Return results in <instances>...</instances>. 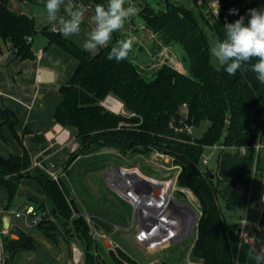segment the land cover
<instances>
[{
  "label": "trees",
  "instance_id": "obj_1",
  "mask_svg": "<svg viewBox=\"0 0 264 264\" xmlns=\"http://www.w3.org/2000/svg\"><path fill=\"white\" fill-rule=\"evenodd\" d=\"M10 1L0 0V42L10 43L21 59L33 58V38L39 32L36 23L12 12L8 7ZM189 1L195 7L179 5L173 0H126V6L133 5L140 11L124 27L137 26L135 30L139 33L141 29L142 35L137 37L121 29L113 33V44L95 56L60 32H47L49 44L60 46L79 62L69 83L60 89L63 101L56 110L55 121L71 132L80 145V154L90 156L108 149L124 155L160 153L170 157L173 166L179 168L176 186L192 192L199 206L190 262L236 264L238 250L230 242V227L219 205L222 194L216 168L205 171L201 164L205 165L204 155L216 145L223 147L221 153L245 148L239 174L230 185L239 192H249L255 148L261 139L264 84L250 70H240L234 76H228L222 69L217 71L209 46L213 40L224 38L225 20L230 23L241 15L247 19L248 9L259 8V0H218L219 15L212 12L207 2L197 5L196 0ZM97 4L106 6L107 0H93V11ZM230 9H237L238 15H229ZM129 36L135 39L128 58L120 62L108 60L111 47ZM154 47L159 52L162 47L179 49L186 72L170 62V58L175 61L170 50L171 54L162 52L164 58L159 61L161 53ZM108 96L123 104L127 116L110 112L101 105ZM122 123L136 127L127 129L120 126ZM203 123L208 125L206 131L195 137L193 129ZM3 125L18 138L16 116L0 109V138ZM32 166L28 153L8 159L0 157V186L7 190L8 204L17 197L22 180L36 181L44 191L45 204L33 207L49 214L37 227L44 237L55 244L61 239L67 243L78 240L86 254V264H111L101 254L86 216L79 215L82 213L75 203L68 200L67 190L63 191L45 170ZM177 193L181 194L176 192V197ZM92 219L98 228L100 224L111 229V222L109 225ZM24 231L26 235L18 240L11 238L12 231L5 237L8 264H17L24 252L42 250L29 230ZM115 253H112L113 264H137L123 251Z\"/></svg>",
  "mask_w": 264,
  "mask_h": 264
},
{
  "label": "crops",
  "instance_id": "obj_2",
  "mask_svg": "<svg viewBox=\"0 0 264 264\" xmlns=\"http://www.w3.org/2000/svg\"><path fill=\"white\" fill-rule=\"evenodd\" d=\"M72 2L84 10V22L79 36L66 39L82 49L87 33L94 27L93 0ZM206 2L218 3V0ZM44 3L45 0H11L8 4L12 12L33 19L39 32L33 38V58L21 59L10 43L0 42V109L9 111L18 120V138L7 125L1 128L3 137L0 138V157L8 159L28 153L33 162L38 160L43 164L49 175H58L64 171L77 143L68 129L56 123L55 113L63 101L60 89L69 83L79 62L60 46L49 44L46 33H58L59 27L48 21ZM259 8H264L262 0ZM113 42L114 35L108 46L90 54L97 55ZM41 49L44 52L39 57L38 50ZM242 157L238 159L223 152L218 157L216 173L222 194L219 205L230 227V242L238 250L236 264H253L248 255L250 247L242 243V238L245 233L258 228V247L264 245V203L261 200L264 190V148L256 150L252 182L246 193L230 185L231 180L239 174ZM39 197L44 200L42 187L32 179H24L17 197L10 205L7 190L0 186V228H3L2 218L8 212L33 207L34 202L41 201ZM15 202L19 205L16 209Z\"/></svg>",
  "mask_w": 264,
  "mask_h": 264
},
{
  "label": "rangeland",
  "instance_id": "obj_3",
  "mask_svg": "<svg viewBox=\"0 0 264 264\" xmlns=\"http://www.w3.org/2000/svg\"><path fill=\"white\" fill-rule=\"evenodd\" d=\"M173 1L186 7H195L189 0ZM262 1L264 2V0ZM136 27L137 26H129L124 27L123 29L132 35L139 37L142 35L141 29L139 28L140 30L138 33L136 31L138 29L135 30ZM211 35L212 34L210 33V36ZM138 39L141 41L140 38ZM154 48L156 49V52H159L158 50L160 49H157V47ZM163 49L164 48L162 47L159 52L161 54L158 60L161 61L162 57L164 58L162 52L165 54H171L172 52L175 61L170 58V62L179 71L186 72V69H184L185 65L182 61L183 54L181 51L177 48H170L169 50L171 52L167 49ZM169 60L167 59V61ZM155 62L156 58H153L152 63ZM120 126H124L127 129L136 127V125L130 123H122ZM207 126L206 123H203L199 128L193 129V135L195 137H201L206 131ZM75 142L77 143L76 148L71 154L68 164L65 166L62 174L57 175L58 180H55V182L63 191L67 190L68 200L73 201L77 210L82 213L79 215H88L87 219H90L89 225L92 230L93 238L98 242L101 254L105 259L113 264L112 253L119 250L123 251L126 256L137 264H158L164 261L167 263L169 262V264H193L190 262L191 260L189 258V251L193 247V236L190 231H188L187 234L182 232L183 235L178 238V240L172 242V244H161L157 247L147 248L146 245H144L142 238L139 236L140 228L137 223V216H135L136 214L134 215L133 207L129 202L125 201L117 191L110 187V175L114 174V172L118 171L120 168L131 172L136 171L147 178H153L167 183L172 180L179 171L178 167L173 166L172 159L160 153L151 154V156L124 155L118 151L108 149L101 150L97 154L89 156L85 153L80 154V145L77 141ZM223 153L229 156H236L238 159L243 156V153L239 150L226 149ZM220 154L221 152L217 151L214 156H212L213 160L211 159L207 166L201 164V168L205 171H212L217 168L218 157ZM158 155H161L164 158L160 160V158L157 157ZM208 155H210V152ZM178 191L183 194L181 195L177 193L178 199L181 202H188L198 212L199 206L195 195L186 190L178 189ZM39 198L40 199L38 200L41 201L34 202L36 208L41 204H45V200H42V197ZM47 205L48 204H46V208L49 209ZM18 207L19 205L15 202L14 208L16 209ZM93 217L103 223H108L109 225V222H111V229L108 230L101 227L99 224V228L101 227L99 230L92 219ZM115 221H118L119 225L116 224L117 222ZM12 223L17 226H22L21 221L14 218ZM194 231L196 232V227ZM29 232L42 250L24 252L21 255L22 257L17 260V264L68 263L73 241L67 243L61 239L59 244H55L53 241L44 237L42 231L38 228L31 229ZM11 238L13 240H18L13 234L11 235ZM6 264H8V253H6Z\"/></svg>",
  "mask_w": 264,
  "mask_h": 264
},
{
  "label": "clouds",
  "instance_id": "obj_4",
  "mask_svg": "<svg viewBox=\"0 0 264 264\" xmlns=\"http://www.w3.org/2000/svg\"><path fill=\"white\" fill-rule=\"evenodd\" d=\"M63 7V14L61 8ZM44 9L49 22L58 25L64 38L79 36L84 22V10L77 8L72 0H45ZM139 8L128 5L126 0H107V5L97 4L92 16L94 27L87 33L81 47L85 52L95 53L112 41L113 33L124 28L126 21L139 13ZM219 14V13H218ZM229 15H238L230 9ZM245 15L224 24V38L215 39L209 46L210 57L217 71L221 69L234 76L238 71L250 70L264 84V8H251ZM135 37L121 39L111 47L108 60L120 62L128 58ZM250 66V67H246ZM253 264H264V245L248 251Z\"/></svg>",
  "mask_w": 264,
  "mask_h": 264
},
{
  "label": "built area",
  "instance_id": "obj_5",
  "mask_svg": "<svg viewBox=\"0 0 264 264\" xmlns=\"http://www.w3.org/2000/svg\"><path fill=\"white\" fill-rule=\"evenodd\" d=\"M205 2L206 0L195 1L197 5H202ZM209 7L215 15H219V1L218 3H210ZM29 41H32V39H29ZM43 52L42 49L38 50V56H42ZM101 105L110 112L127 116L123 104L112 96H108ZM260 131L261 139L255 148L256 150L264 148V112ZM189 133H191V130H189ZM220 149H223V147L219 145L209 148L210 151L204 155L203 163L208 165L213 158L212 156ZM239 151L245 153L246 149L241 148ZM209 152L210 155H208ZM32 167L45 170L43 164L38 160L33 162ZM130 172L123 168L114 172L109 177L111 180L110 187L133 207L140 228L139 236L147 248L157 247L161 244H172L183 235L182 232L187 234L188 231H192L194 219H192L191 212L184 209L182 203L185 202H181L176 197L178 187L175 185L178 174L167 182L169 187L165 188L163 186L166 183L163 181L147 178L140 173H138L139 176H134ZM50 176L54 180H58L57 174H51ZM152 182L155 184H152ZM261 200L264 203V190L261 194ZM7 215H10L12 219L21 221L22 226L19 227L23 230L37 228L45 219L49 218L46 211H37L32 206L18 211H10ZM87 221L89 223L90 219H87ZM196 226H194L193 231ZM258 232L259 229L256 228L251 233H245L242 243L249 245V247L255 245L259 249L256 237ZM9 235L10 230L0 228V264H6L5 237ZM67 264H86V254L78 240L73 242L72 257Z\"/></svg>",
  "mask_w": 264,
  "mask_h": 264
},
{
  "label": "water",
  "instance_id": "obj_6",
  "mask_svg": "<svg viewBox=\"0 0 264 264\" xmlns=\"http://www.w3.org/2000/svg\"><path fill=\"white\" fill-rule=\"evenodd\" d=\"M157 157L160 158V160L164 158L161 155H158ZM104 177H105V174H104ZM212 178L214 177L212 176ZM182 207L184 209H188L191 212L192 216L194 217V223H193V228H194V226L197 225L198 212L188 202L182 203ZM2 222H3V228L12 231L13 236H15L16 239H19L20 236L26 235V232L23 229H21L19 226L12 225V217L10 215H5L2 218ZM193 228L191 231L192 236L195 235V231H193Z\"/></svg>",
  "mask_w": 264,
  "mask_h": 264
},
{
  "label": "bare ground",
  "instance_id": "obj_7",
  "mask_svg": "<svg viewBox=\"0 0 264 264\" xmlns=\"http://www.w3.org/2000/svg\"><path fill=\"white\" fill-rule=\"evenodd\" d=\"M130 174H133L134 176H139V174L136 172V171H134V172H130ZM152 184H155L154 182H152ZM163 187H165V188H167V187H169V184H164V186ZM191 216H192V214H191ZM192 219H193V216H192Z\"/></svg>",
  "mask_w": 264,
  "mask_h": 264
}]
</instances>
